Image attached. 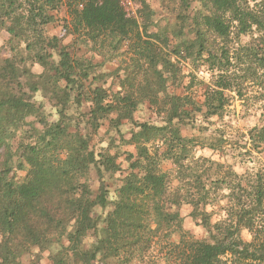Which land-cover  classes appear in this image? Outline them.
<instances>
[{
  "label": "trees",
  "instance_id": "16d2710c",
  "mask_svg": "<svg viewBox=\"0 0 264 264\" xmlns=\"http://www.w3.org/2000/svg\"><path fill=\"white\" fill-rule=\"evenodd\" d=\"M62 2L0 0V28L11 35V58L2 57L0 45V264H40L15 260L35 248L49 250L53 264H101L107 259L119 264H264V167L240 174L231 164L196 157L192 147L197 139L215 150L221 142L182 131L187 123H196L200 110L205 117L222 116L229 104L226 91L246 101L247 82L264 89V0H198L193 14L178 13L174 23L149 34L148 40L142 39V31L148 33L150 24L145 20L142 25L120 0H68L64 4L73 27L84 30L86 40L101 53L115 56L132 40L138 55L131 76L120 80L118 90L87 86L92 61L66 47L60 48L57 62L50 60L48 48L56 47V37H45V29L57 20ZM165 32L175 43L162 52L155 43L168 44ZM177 57L194 67L206 65L211 73L202 102L196 95L170 91L169 81H182ZM34 61L44 66L41 74L32 72ZM190 75L191 82L198 77L194 70ZM38 92L55 107V121H48L43 104L34 100ZM83 99L91 102L86 122L92 130L85 132L79 125L82 116L76 119L70 113ZM145 100L161 114L163 124L136 123L139 129L125 138L119 128L124 120L134 122ZM30 116L42 129L25 128ZM108 117L109 128L137 151L115 199L103 179L98 191L88 181L92 166L101 177L120 169L115 155L96 154L91 147ZM262 117L263 124L249 130L253 150L264 144V113ZM149 143L155 144L152 153ZM241 148L239 155L244 154ZM166 159L173 168H162ZM15 169L26 171L23 180L15 178ZM183 204L192 206L191 215L201 222L206 237L198 239L184 230ZM214 205L216 222V212L207 210ZM175 234L178 241L171 239ZM161 238L169 239V252L160 261L150 251Z\"/></svg>",
  "mask_w": 264,
  "mask_h": 264
},
{
  "label": "rangeland",
  "instance_id": "374dc122",
  "mask_svg": "<svg viewBox=\"0 0 264 264\" xmlns=\"http://www.w3.org/2000/svg\"><path fill=\"white\" fill-rule=\"evenodd\" d=\"M62 1V5L56 11L57 20L49 23L45 29V37H56V47L48 48V52L52 54L50 60L53 59L57 62L60 58V48L66 47L71 54L92 61V75L90 79L86 81L87 86L92 83L93 86L101 85L118 90L120 80H123L126 76H131L132 73H130V71L133 70V63L136 61V55H138L133 44L130 43L132 40L125 41L121 46V50L115 56H111L110 53H101L99 49H96L92 41L86 40V38L89 40V37L84 33V30H75L67 5L64 4L67 3L68 0ZM186 1L188 2L187 5H183V0H136L134 9L128 10V13L132 16H137L142 25L145 20H147L146 23L150 24L148 33H145V31L143 33L142 27L140 28L143 35L142 39L148 40L147 38L149 34H155L158 30H163L162 28L165 27L168 22L174 23L175 20H177L178 13H194L193 9L199 5L198 0ZM152 21L157 22V24H153ZM65 23L68 25L66 28H63L62 25ZM156 25H159L160 28ZM164 34L165 35L163 36H168V44H164L163 42H157L155 44H157L159 51H171L175 43L174 37L172 34H167V32ZM10 38L11 35L7 30L0 28V45L4 46V49L1 51L3 58H11V50L9 48ZM242 40L248 41L249 39L244 37ZM152 42H155V40H152ZM171 58L176 59L174 55H172ZM177 58L179 59L177 66L180 69L179 74H181L182 81H177L175 84L169 81L168 84H170V91L180 96L194 97L196 95V100L202 102L204 100V92L211 81V73L206 65L195 64L194 67L189 61H185L182 57ZM30 68L35 74H41L45 70L41 63L35 61L31 64ZM193 70L198 77L191 82L192 75H190V72ZM94 76H96V78H94L95 81L93 80ZM139 80H143V75H139ZM246 85L247 87L244 90V93L246 97L250 98L249 100L244 101L236 92L228 90L225 92V95L229 100V104L225 108L222 116L213 115L205 117L204 110H200L194 115L197 118L194 121L196 123H187L182 126L183 135L185 136L199 137L202 134H206L211 139L216 140V142H221V147L215 150L201 143L199 139H197L194 143V147H192V151L196 157L203 156L218 162L231 164L240 174H249L264 167V144L258 150H253L248 139L249 130L255 126H261L263 124L262 114L264 113V100L260 99V97H263L264 89L254 86L253 84H250V82H247ZM123 93L125 94V91H123ZM47 98L48 97H43L42 94L38 92L35 94L34 100H37V103L43 104V112L47 120L55 121L58 118V114H56L55 107L52 106ZM90 104V101L83 99V102L80 105L76 103L70 109L71 114L75 112L73 115L74 118L80 119V116H82L79 125L84 132L92 130L90 125L86 122V114L90 111ZM187 108L191 110L193 106L187 105L186 109ZM112 116L113 115L110 117ZM110 117L103 121V125L93 135L91 147L95 150L96 154L104 151L111 155H115L116 162L120 165V169L114 173L109 171L103 172L101 177V173L97 171L96 167L92 166L88 174V181L92 190L98 191L101 179H103L108 187L109 197L115 199V190L120 185L122 176L130 171L129 163L135 159L134 155L137 153L134 145L126 144L120 140L119 131L125 134V138H129L133 130L139 129L136 123L147 121L152 124L161 125L163 124V120L161 114L159 115L156 109L152 107L147 100L140 104L134 113V122L124 120L118 132L109 128ZM25 128L42 129V125L37 122L33 116H30L27 118ZM16 141L18 142V138L14 140V146L17 144ZM244 145H246V147L241 148V146ZM147 146L150 153L154 152L155 144L149 143ZM237 148H241L240 150L244 151V154L239 155L240 151ZM246 150L249 151L245 152ZM162 168L164 170L173 168L171 161L167 159L164 160L162 162ZM13 174L16 179L23 180L26 171L15 169ZM109 209L110 207L106 211ZM207 210L210 212H216L212 215V222H216L219 218V212H217L218 206H208ZM101 211V208L97 207L95 209V214H99ZM179 212L183 218L184 230L198 239L207 236V232L201 225V222L193 219L191 215L192 206L190 204H183L179 208ZM243 236L246 240L251 239V235L246 230L243 231ZM171 239L178 241L179 235L175 234ZM168 240L169 239L167 238H161L159 242L154 244V247L150 251V255L156 256L160 261L163 260L161 259V255L164 256L169 252ZM56 248L57 245L54 249ZM15 260H21L25 263H30L36 260L39 261L40 264H53L49 250L40 251L37 248L33 249L30 254L20 253L15 255ZM160 263L165 264V260ZM101 264L119 263L107 259ZM131 264L143 263L134 261Z\"/></svg>",
  "mask_w": 264,
  "mask_h": 264
},
{
  "label": "built area",
  "instance_id": "2783aa9c",
  "mask_svg": "<svg viewBox=\"0 0 264 264\" xmlns=\"http://www.w3.org/2000/svg\"><path fill=\"white\" fill-rule=\"evenodd\" d=\"M120 2L127 11L133 10L136 4V0H120ZM80 6H82V4Z\"/></svg>",
  "mask_w": 264,
  "mask_h": 264
}]
</instances>
